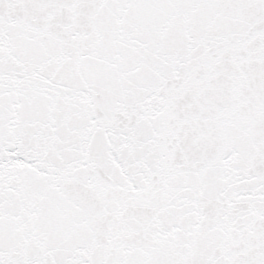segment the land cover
I'll return each mask as SVG.
<instances>
[{
	"label": "snow or ice",
	"instance_id": "obj_1",
	"mask_svg": "<svg viewBox=\"0 0 264 264\" xmlns=\"http://www.w3.org/2000/svg\"><path fill=\"white\" fill-rule=\"evenodd\" d=\"M0 264H264V0H0Z\"/></svg>",
	"mask_w": 264,
	"mask_h": 264
}]
</instances>
